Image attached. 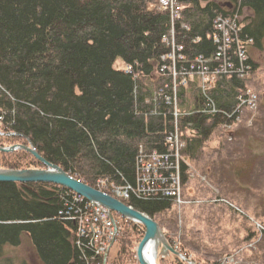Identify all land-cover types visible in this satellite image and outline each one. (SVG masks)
Instances as JSON below:
<instances>
[{"label":"trees","instance_id":"trees-1","mask_svg":"<svg viewBox=\"0 0 264 264\" xmlns=\"http://www.w3.org/2000/svg\"><path fill=\"white\" fill-rule=\"evenodd\" d=\"M151 1L0 0V124L45 160L95 189L114 196L112 186L130 188L128 197L120 200L164 230L160 217L172 209L173 199L160 194L141 198L131 192L137 186L141 153L154 148L162 152L161 132L171 127L174 107L165 105V97L173 102L172 79L159 72L161 58L170 51L164 38L171 40L173 29L174 41L182 47L181 59H176V110L191 113L178 120L184 185L191 179L186 172L192 164L205 163L204 151L215 129L228 120L238 97L250 90L251 79L224 74L202 93L199 76L179 74L180 67L198 66L196 58L215 53L214 36L220 33L215 21L230 15L239 26L237 40H250L243 48L247 71L253 74L257 65L248 47L262 45L264 0H176L181 9L173 22L169 13L149 10ZM244 9L250 15L240 20ZM231 56L236 71L238 57ZM117 58L124 69L113 68ZM207 104H213L215 112ZM201 108L207 113H194ZM225 148L221 143L219 149ZM251 149L254 155L261 152ZM23 160L26 167H10H44L32 156ZM83 202L51 183H0V264H11L3 259V248L18 246L23 235L41 264H101L104 259L106 264H138L136 247L143 226L122 219L114 237L117 253L95 255L89 247L92 235L78 239ZM176 243L170 239L174 249L186 252Z\"/></svg>","mask_w":264,"mask_h":264},{"label":"rangeland","instance_id":"rangeland-1","mask_svg":"<svg viewBox=\"0 0 264 264\" xmlns=\"http://www.w3.org/2000/svg\"><path fill=\"white\" fill-rule=\"evenodd\" d=\"M249 15L244 9L240 20ZM261 43L260 48H248L257 65L249 84L255 101L253 108H248L230 133L222 132L221 136L220 129H215L209 149L204 151L208 163L192 164L195 178L183 185L182 203H175L160 217L164 228L161 230L169 244L174 239L179 247H185L186 252L177 251L194 263L207 260L219 264H264V38ZM124 67L123 60L117 58L113 68ZM1 141L0 147L22 143L17 137ZM221 143L228 148L219 149ZM251 148L261 152L254 155ZM27 156L31 155L21 150L0 152V168H24L27 161L23 159ZM18 160L21 164H16ZM112 215L117 227L124 218L118 220ZM114 242L115 238L107 248L112 256L118 250ZM3 250V259L11 264H41L27 235H23L18 246ZM159 251L157 264L185 263L172 254L161 256ZM101 264H106L105 259Z\"/></svg>","mask_w":264,"mask_h":264},{"label":"built area","instance_id":"built-area-1","mask_svg":"<svg viewBox=\"0 0 264 264\" xmlns=\"http://www.w3.org/2000/svg\"><path fill=\"white\" fill-rule=\"evenodd\" d=\"M180 9L181 6L176 0H155L149 7V10L165 11L169 13L172 22L178 17ZM234 18L233 16L226 15L216 19L215 28L220 33L214 36L216 51L211 57L208 59L196 58L195 61L199 63L198 66L196 63H193L189 65L188 69L180 67L181 72L179 74L185 71H191L199 76L202 93L214 85L215 81L224 74L233 72L236 73L242 81L250 79V74L247 71L249 70V66L246 64L247 55L243 48L250 40H247L246 43L237 40L239 26ZM233 34H235V36H233ZM163 42L170 47V51L166 57L163 56L161 58L162 62L159 72L165 75L169 73L172 79L174 90L173 102L172 99L169 100L168 97H165V105L172 104L174 107L172 121L170 122L171 127L165 128V130L161 132L162 138L160 143L164 148L162 152L154 148L149 154L141 153L136 164L137 186L131 189V192L135 196L141 198L155 197L158 194L169 196L173 199L174 204H180L182 203L181 190L183 187L180 174V150L183 149L184 142L179 137L181 127L178 124V120L182 116H190L191 113L180 114L176 110L175 92L178 85V66L176 65V59H181L182 47L175 43L173 29L171 30V40L164 38ZM234 43L236 47L233 48ZM231 54L238 57L239 68H236V71H234V64L230 62L233 60ZM125 69L128 70L130 68L127 67ZM181 83L186 85V79H182ZM253 102L255 101L252 99V93L248 90L244 96H239L234 111L230 113V115H226L228 120L219 125L220 133H230L233 125L238 122V120L245 117L248 108H253ZM207 106L212 108L210 112H215L213 104H207ZM204 109L205 108L195 110L194 113H207ZM242 114L244 115L242 116ZM232 115H235L233 119L230 118ZM192 171L193 169L191 168L186 172L191 178L195 177ZM129 190L130 188L128 187L119 188L117 186H112L111 192L117 198H127ZM76 196L80 198V201L85 200L77 194ZM88 210L89 214L85 218ZM78 222V239L83 241L82 239H86L92 235L93 246L89 247L93 249L95 255L103 256L115 236V221L109 219L104 208L92 206L85 200V202H83V207L80 209ZM227 263L228 261H226V264Z\"/></svg>","mask_w":264,"mask_h":264},{"label":"water","instance_id":"water-1","mask_svg":"<svg viewBox=\"0 0 264 264\" xmlns=\"http://www.w3.org/2000/svg\"><path fill=\"white\" fill-rule=\"evenodd\" d=\"M13 136L16 133H7ZM21 149L43 164V168L10 169L0 168V183H51L64 187L84 198L90 205L105 209L109 219L113 220L112 213L118 214L125 220L139 224L144 228V234L136 247L138 264H157L158 250L160 255L172 254L179 257L186 264H196L174 249L167 241L159 224L114 196L95 189L74 178L61 167L45 160L31 145L15 144L9 147H0L1 152H13ZM115 231L116 228H115Z\"/></svg>","mask_w":264,"mask_h":264},{"label":"flooded vegetation","instance_id":"flooded-vegetation-1","mask_svg":"<svg viewBox=\"0 0 264 264\" xmlns=\"http://www.w3.org/2000/svg\"><path fill=\"white\" fill-rule=\"evenodd\" d=\"M7 133H13L12 131H6L5 129H3V127L1 126L0 124V142L2 143L1 140H5V141H8L9 138L11 137H17L18 135H13V136H9V135H6ZM15 144H22V145H25L23 143H15ZM15 144H12V145H15ZM3 146H5L4 144H1ZM11 145V146H12ZM29 145V144H27ZM26 145V146H27ZM9 147V146H8ZM17 150H21V149H17ZM17 150H14L13 152L17 151ZM21 151H24V150H21ZM1 152V151H0ZM25 152V151H24ZM4 153H7V152H4ZM27 153V152H26ZM28 154V153H27ZM108 253V249L106 250V253H105V256L107 255Z\"/></svg>","mask_w":264,"mask_h":264},{"label":"crops","instance_id":"crops-1","mask_svg":"<svg viewBox=\"0 0 264 264\" xmlns=\"http://www.w3.org/2000/svg\"><path fill=\"white\" fill-rule=\"evenodd\" d=\"M249 47H250V46H249ZM249 47H248V48H249ZM250 48H251V47H250Z\"/></svg>","mask_w":264,"mask_h":264}]
</instances>
